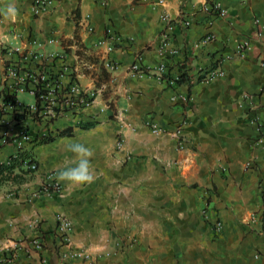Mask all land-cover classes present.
Returning a JSON list of instances; mask_svg holds the SVG:
<instances>
[{"label":"crops","instance_id":"obj_1","mask_svg":"<svg viewBox=\"0 0 264 264\" xmlns=\"http://www.w3.org/2000/svg\"><path fill=\"white\" fill-rule=\"evenodd\" d=\"M211 1L227 9L225 17L204 11ZM7 3L17 15H0V48L64 52L75 81L97 95L78 124L61 119L44 139L52 140L34 144L36 171L18 165L0 174V264H264L255 258L264 254V132L248 124L242 99L264 82V45L254 37L264 0H52L40 14L33 0H0V9ZM206 34L213 39L195 45ZM164 35L178 49L165 59L171 66H209L242 38L250 49L223 61V73L208 84L130 77V64L162 59ZM3 67L0 58V78ZM70 142L93 150L94 182L77 190L60 182V196L35 197L47 172L56 176L71 155ZM12 152L2 147L0 164ZM11 174L15 191L7 193L2 179ZM206 201L224 223L219 233L201 215ZM58 212L72 224L68 243L57 235ZM35 238L41 249L30 244ZM69 250L88 258L63 257Z\"/></svg>","mask_w":264,"mask_h":264},{"label":"built area","instance_id":"obj_2","mask_svg":"<svg viewBox=\"0 0 264 264\" xmlns=\"http://www.w3.org/2000/svg\"><path fill=\"white\" fill-rule=\"evenodd\" d=\"M159 2L163 3V0ZM51 3L52 0H33V13L40 14ZM203 7L210 17H225L227 14V9L219 1L205 3ZM161 20L169 24L170 18L167 14H163ZM183 23L189 25L188 21ZM256 23L258 25L254 37L264 45V23H260L259 20H256ZM168 29L172 30L173 25H168ZM212 39L211 34H206L195 45H205ZM35 47L37 49L29 50L26 45H1L0 48V58L4 64L0 78V149L5 146L13 148V152L8 155L4 164H9L12 158L24 156L21 165L30 171H36L38 168L36 158L31 153L34 144L55 135L58 131L55 126L61 119H66L68 124H78L84 111L93 106L97 95L95 89H84L75 81L74 70L65 63L64 52L45 51L42 45ZM249 49L250 39L242 38L235 43L233 54L214 57L209 66L192 69L180 63L171 66L165 59L176 55L178 49L170 44L167 36L164 35L158 47L162 59L151 65L134 62L129 65L128 74L132 78H153L167 85H190L194 82L208 84L223 73L221 67L223 61L243 57ZM57 62H59L58 66L55 64ZM105 64L109 71L116 70L113 63ZM259 65L264 68V56L260 58ZM20 95L29 96L31 101L20 99ZM178 97L182 101L188 99L183 94ZM242 99L247 106L248 124L254 127L261 137L264 132V82L257 93L246 92L242 95ZM105 107H99V112H103ZM146 124L153 133L161 131L155 123L148 121ZM176 135L182 136L180 129L176 130ZM121 141L120 138L119 145ZM61 191L62 185L56 180L54 172L50 171L34 192V196L55 197L60 196ZM205 194L209 197L213 193L207 190ZM201 215L214 232L223 231L224 223L209 202H205ZM54 218L60 241L68 243L71 222L60 212L56 213ZM30 244L35 249L42 248V242L36 238L31 240ZM260 256L264 257V254L257 253L255 258ZM63 257L88 258V255L86 252L69 250L63 254Z\"/></svg>","mask_w":264,"mask_h":264},{"label":"clouds","instance_id":"obj_3","mask_svg":"<svg viewBox=\"0 0 264 264\" xmlns=\"http://www.w3.org/2000/svg\"><path fill=\"white\" fill-rule=\"evenodd\" d=\"M0 15L4 20H14L17 8L14 3H7L0 9ZM66 151L71 155L63 161L56 170V180L64 183L66 189L77 190L86 184H91L96 178L91 159L94 152L91 148L80 142H70L66 145Z\"/></svg>","mask_w":264,"mask_h":264},{"label":"trees","instance_id":"obj_4","mask_svg":"<svg viewBox=\"0 0 264 264\" xmlns=\"http://www.w3.org/2000/svg\"><path fill=\"white\" fill-rule=\"evenodd\" d=\"M70 134H71V131H68V130H63L61 132V135H70ZM49 140H52V139H49ZM49 140H44L43 142H46ZM24 159H25L24 156H20V158H12L9 164L1 163L0 164V174H2L5 171L9 172L15 166L21 165V160H24Z\"/></svg>","mask_w":264,"mask_h":264},{"label":"rangeland","instance_id":"obj_5","mask_svg":"<svg viewBox=\"0 0 264 264\" xmlns=\"http://www.w3.org/2000/svg\"><path fill=\"white\" fill-rule=\"evenodd\" d=\"M20 99L24 100V101H31V98L29 96L26 95H20L19 96ZM3 180V183H5L6 189H7V193H12L13 190L15 191L14 188H12L13 183H15V176L14 175H7V177H5Z\"/></svg>","mask_w":264,"mask_h":264}]
</instances>
